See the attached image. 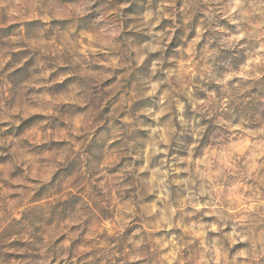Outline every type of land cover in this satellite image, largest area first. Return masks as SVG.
I'll use <instances>...</instances> for the list:
<instances>
[{"label":"clouds","instance_id":"1","mask_svg":"<svg viewBox=\"0 0 264 264\" xmlns=\"http://www.w3.org/2000/svg\"><path fill=\"white\" fill-rule=\"evenodd\" d=\"M0 264H264V0H0Z\"/></svg>","mask_w":264,"mask_h":264}]
</instances>
